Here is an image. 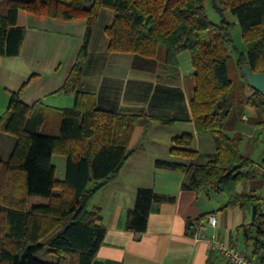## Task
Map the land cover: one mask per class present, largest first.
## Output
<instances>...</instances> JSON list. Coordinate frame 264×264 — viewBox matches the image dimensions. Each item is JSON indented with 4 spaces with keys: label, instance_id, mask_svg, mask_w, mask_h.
Listing matches in <instances>:
<instances>
[{
    "label": "trees",
    "instance_id": "obj_1",
    "mask_svg": "<svg viewBox=\"0 0 264 264\" xmlns=\"http://www.w3.org/2000/svg\"><path fill=\"white\" fill-rule=\"evenodd\" d=\"M219 1L236 16L247 44L246 53H237L240 76H231L229 70L231 23L225 18L212 21L206 0H0V55L21 52L27 12L88 20L78 60L60 88L75 94V104L58 110L57 130L47 127L53 115L46 106L40 102L29 106L21 100L24 86L11 92L7 110L0 114V130L16 136L9 158L0 159V264H92L105 234L98 222L100 209L90 208L89 203L130 155L122 136L130 133L137 118L106 110L79 89L81 60L88 53L101 7L114 14L106 27L110 51L160 59L169 80L178 76V53L190 51L195 69L190 97L193 122L200 134L212 135L215 151L207 162L195 163L199 152L193 147L194 135L186 132L171 138V158H157L155 164L186 171L183 188L224 193L226 206L255 207V218L244 227V234L261 253L263 196L255 193L254 186L247 189L250 182H257V163L241 150L244 136L236 123L251 109L248 121L264 126V96L249 85L241 69L248 63L254 72H264V0ZM216 9L220 12V7ZM54 154L66 156L62 180L55 175ZM172 199L153 188L139 187L135 205L126 213L130 229L146 228L153 201ZM45 246L56 254V262L35 256Z\"/></svg>",
    "mask_w": 264,
    "mask_h": 264
},
{
    "label": "crops",
    "instance_id": "obj_2",
    "mask_svg": "<svg viewBox=\"0 0 264 264\" xmlns=\"http://www.w3.org/2000/svg\"><path fill=\"white\" fill-rule=\"evenodd\" d=\"M113 15L107 7L99 9L88 53L81 60L79 89L98 106L134 115L137 121L130 133L122 136L130 155L89 203L90 208L100 209L98 222L106 230L92 264H232L205 239L194 237L200 225L205 234L214 233L250 256L256 255V247L244 234V227L255 218V207L243 210L226 206L224 193L183 188L186 171L155 164L157 158H171V138L186 132L194 135L193 147L199 152L195 163L207 162L215 151L212 135L200 134L193 122L190 97L195 69L190 52L185 49L178 53V76L169 80L160 59L146 60L134 52L108 49L106 27ZM87 24L86 18L66 20L26 13L21 52L0 55V114L6 112L11 92L24 86L21 100L29 106L37 102L46 106L49 115H53L48 120L51 125H46L54 132L57 130L58 110L75 104V94L60 88L78 60ZM247 118V114L242 115L236 130L244 140H254L256 130H264V126L254 125ZM15 143V135L0 130V159L9 158ZM55 155L62 154L53 155L56 166ZM55 175L60 180L65 178L66 156L65 168L58 175L56 166ZM252 185L256 194L264 195L258 191L259 186L264 187L263 177L258 176ZM252 185L249 183L247 189ZM139 187L174 196L172 200L152 202L143 231L130 229L126 215L135 205ZM209 214L217 216L216 227L208 225Z\"/></svg>",
    "mask_w": 264,
    "mask_h": 264
},
{
    "label": "rangeland",
    "instance_id": "obj_3",
    "mask_svg": "<svg viewBox=\"0 0 264 264\" xmlns=\"http://www.w3.org/2000/svg\"><path fill=\"white\" fill-rule=\"evenodd\" d=\"M89 4L90 2L87 1L86 5H89ZM216 7H220V12L217 11ZM205 8H206L208 17L212 21L219 23L222 20V18H225L231 23V32H232L233 42H232L230 51L233 56V59L229 65V70H230L231 76H240L241 70H240V66L237 65V58H238L237 53L238 52L246 53L247 44L242 37L241 27L237 21L236 16L233 13H231L229 10L223 9V6L220 4L219 0H206ZM186 52H190V51L187 49ZM250 113H252V110L248 109L246 111V114L249 115ZM238 122L242 123L241 118L238 120ZM242 151L248 154L249 156H251L255 161H259V160L261 161V156L264 152V130H261V129L256 130V135L254 136V140L245 137V140L242 144ZM54 162L57 166V174L59 175L60 171H62L65 168V156L55 155ZM250 183L252 185L253 181ZM90 186H92V184H90ZM259 188H258V191L264 192V187L261 188L259 186ZM57 228L59 227L57 226ZM49 236L50 235L46 236L43 239V241L47 242ZM48 250L49 248L45 246L41 250L37 251L35 256L43 261L56 262L57 261L56 254L51 253Z\"/></svg>",
    "mask_w": 264,
    "mask_h": 264
},
{
    "label": "built area",
    "instance_id": "obj_4",
    "mask_svg": "<svg viewBox=\"0 0 264 264\" xmlns=\"http://www.w3.org/2000/svg\"><path fill=\"white\" fill-rule=\"evenodd\" d=\"M254 172L257 176L264 178V160L256 164ZM259 210L264 214V195L260 201ZM207 223L209 226L216 227L218 223L217 216L215 214H209ZM203 228L204 226H198L194 237L197 239H205L212 248L218 250L232 264H264V247L261 253L250 256L236 244L226 242L214 233L211 235L205 234ZM262 231L264 232V227H262Z\"/></svg>",
    "mask_w": 264,
    "mask_h": 264
},
{
    "label": "water",
    "instance_id": "obj_5",
    "mask_svg": "<svg viewBox=\"0 0 264 264\" xmlns=\"http://www.w3.org/2000/svg\"><path fill=\"white\" fill-rule=\"evenodd\" d=\"M241 69L249 85L264 96V72H254L248 63L243 64Z\"/></svg>",
    "mask_w": 264,
    "mask_h": 264
}]
</instances>
